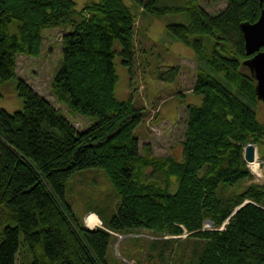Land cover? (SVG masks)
<instances>
[{
	"label": "trees",
	"instance_id": "obj_1",
	"mask_svg": "<svg viewBox=\"0 0 264 264\" xmlns=\"http://www.w3.org/2000/svg\"><path fill=\"white\" fill-rule=\"evenodd\" d=\"M159 1L92 0L79 10L74 0H0V82L17 78L23 99L20 110L0 109V264H105L111 238L135 229L161 237L150 242L149 264H264V185L252 182L244 157L247 144L264 140V123L241 29L258 20L260 0H226L217 14L198 0L163 8ZM134 10L184 12L187 22L168 31L225 76L226 83L199 69L192 92L203 100L187 106L181 158L141 147L135 130L147 108L135 105L134 92L126 101L116 96L117 54L134 79ZM58 27L68 30L51 94L94 120L85 129L17 74L19 55L39 56L45 32ZM94 167L120 201L109 220L97 213L103 227L89 228L65 195L74 173ZM206 221L214 229H204Z\"/></svg>",
	"mask_w": 264,
	"mask_h": 264
},
{
	"label": "rangeland",
	"instance_id": "obj_2",
	"mask_svg": "<svg viewBox=\"0 0 264 264\" xmlns=\"http://www.w3.org/2000/svg\"><path fill=\"white\" fill-rule=\"evenodd\" d=\"M89 1L92 0H74L79 10ZM125 1L131 4V0ZM190 1L192 0H160L158 5L161 8L183 7ZM198 1L210 14H217L227 6L226 0ZM136 14L138 55L134 79L131 82L129 68L122 64L121 57L117 54L115 63L119 80L116 96L126 101L130 98L131 92H134L135 105L147 108L146 117L135 130L140 136L141 147L150 144L156 156L172 154L181 158L187 124V106L200 105L203 100L202 95L192 92L199 69L207 70L226 83L225 76L199 61L191 46L176 39L168 31L169 23L187 22L184 12L167 13L163 16L149 13L141 15L138 11ZM10 30L13 33L16 31L14 24L10 25ZM66 30L68 29L59 27L47 30L39 56L19 55L17 74L56 107L61 108L78 129H85L94 120L73 113L68 106L59 103L50 90L53 76L62 64L61 44ZM204 40L205 45L210 49L208 38L205 37ZM115 48L119 50L120 45L116 44ZM17 83L18 79L15 77L0 82L2 93L0 109L13 113L23 108V99L18 93ZM256 109L259 121L264 123V102L259 100ZM253 144L257 153L255 160L261 163L259 168L263 177L258 176V179L252 169H257L259 163L249 162L248 166L253 175L252 182L264 185V140ZM141 150L143 152V148ZM249 182H243L234 190H241ZM172 188L174 190L176 186ZM65 197L76 217L83 219L85 225L90 228L103 226L100 216L106 221L109 220L117 211L120 201L104 169L98 167L81 169L74 173L68 179ZM89 210L93 211L89 212ZM228 222L229 219L219 229H225ZM186 235L185 233L182 237ZM115 236L110 240L105 264H149L147 260L151 251L150 242L161 238L147 229H135L131 233L124 234L116 233ZM183 243L185 248H193L191 242Z\"/></svg>",
	"mask_w": 264,
	"mask_h": 264
},
{
	"label": "water",
	"instance_id": "obj_3",
	"mask_svg": "<svg viewBox=\"0 0 264 264\" xmlns=\"http://www.w3.org/2000/svg\"><path fill=\"white\" fill-rule=\"evenodd\" d=\"M260 4L262 10L258 20L241 23V29L245 38L246 54L250 56L244 60V65L249 68L253 79L256 80L255 90L259 100L264 102V50H262L264 46V0H260ZM244 157L248 163L255 160V144L246 145ZM247 202L245 201L241 206Z\"/></svg>",
	"mask_w": 264,
	"mask_h": 264
},
{
	"label": "built area",
	"instance_id": "obj_4",
	"mask_svg": "<svg viewBox=\"0 0 264 264\" xmlns=\"http://www.w3.org/2000/svg\"><path fill=\"white\" fill-rule=\"evenodd\" d=\"M258 163L259 164H258L257 169H255V168H252V169H253V172L255 173V175H257V177L259 176L262 178L263 174L260 172V168H259L261 163L260 162H258ZM259 177H258V179H259ZM263 184H264V178H263ZM204 229H214V226L210 221H206L204 224Z\"/></svg>",
	"mask_w": 264,
	"mask_h": 264
},
{
	"label": "bare ground",
	"instance_id": "obj_5",
	"mask_svg": "<svg viewBox=\"0 0 264 264\" xmlns=\"http://www.w3.org/2000/svg\"><path fill=\"white\" fill-rule=\"evenodd\" d=\"M250 166H251V164H250ZM252 167V166H251Z\"/></svg>",
	"mask_w": 264,
	"mask_h": 264
}]
</instances>
